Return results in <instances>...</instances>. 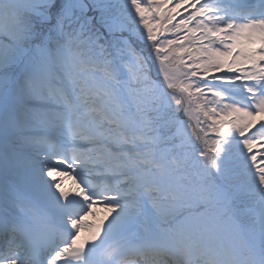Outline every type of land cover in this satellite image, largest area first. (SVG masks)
Wrapping results in <instances>:
<instances>
[{"label":"snow or ice","instance_id":"obj_1","mask_svg":"<svg viewBox=\"0 0 264 264\" xmlns=\"http://www.w3.org/2000/svg\"><path fill=\"white\" fill-rule=\"evenodd\" d=\"M0 264H264V0H0Z\"/></svg>","mask_w":264,"mask_h":264},{"label":"rangeland","instance_id":"obj_2","mask_svg":"<svg viewBox=\"0 0 264 264\" xmlns=\"http://www.w3.org/2000/svg\"><path fill=\"white\" fill-rule=\"evenodd\" d=\"M65 187L68 188V189H71L73 187V180L71 178L69 179H66L65 181ZM98 213H99V218L102 219L103 216H104V213L103 212H100L99 209H97ZM89 219H93L92 217H89ZM86 234H82V236H84Z\"/></svg>","mask_w":264,"mask_h":264}]
</instances>
